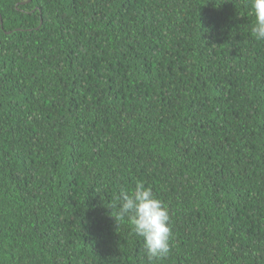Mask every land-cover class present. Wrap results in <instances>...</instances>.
<instances>
[{
    "label": "trees",
    "instance_id": "16d2710c",
    "mask_svg": "<svg viewBox=\"0 0 264 264\" xmlns=\"http://www.w3.org/2000/svg\"><path fill=\"white\" fill-rule=\"evenodd\" d=\"M253 20L248 0H0V264H148L110 216L137 182L170 214L157 264H264Z\"/></svg>",
    "mask_w": 264,
    "mask_h": 264
},
{
    "label": "clouds",
    "instance_id": "9594fccd",
    "mask_svg": "<svg viewBox=\"0 0 264 264\" xmlns=\"http://www.w3.org/2000/svg\"><path fill=\"white\" fill-rule=\"evenodd\" d=\"M254 20L252 36L264 41V0H248ZM114 221L129 223L134 234L143 240L148 264L167 258L172 248V228L166 204L150 187L137 182L132 189L121 188L116 197ZM111 209V208H110Z\"/></svg>",
    "mask_w": 264,
    "mask_h": 264
}]
</instances>
